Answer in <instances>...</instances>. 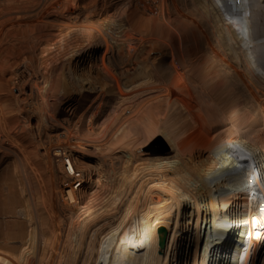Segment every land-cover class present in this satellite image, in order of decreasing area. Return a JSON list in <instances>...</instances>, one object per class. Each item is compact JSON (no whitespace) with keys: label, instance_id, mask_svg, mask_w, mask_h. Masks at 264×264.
I'll return each mask as SVG.
<instances>
[{"label":"bare ground","instance_id":"1","mask_svg":"<svg viewBox=\"0 0 264 264\" xmlns=\"http://www.w3.org/2000/svg\"><path fill=\"white\" fill-rule=\"evenodd\" d=\"M84 1L0 0V264H264V0Z\"/></svg>","mask_w":264,"mask_h":264},{"label":"rangeland","instance_id":"2","mask_svg":"<svg viewBox=\"0 0 264 264\" xmlns=\"http://www.w3.org/2000/svg\"><path fill=\"white\" fill-rule=\"evenodd\" d=\"M86 1V2H85ZM84 1V3H85V5H84V3L82 4V6H81V8H80V10H79V14H80V16L84 19V16L86 17V15L89 17V19H94L95 17H96V15L97 14H99V12H103V13H105L106 11H109V0H85ZM90 1V2H89ZM88 2V3H87ZM97 2V3H96ZM97 4V5H96ZM100 5V6H99ZM90 6H91V8H93L94 9V12L95 11H98V13L96 12V13H94L93 12V9H92V11H91V8H90ZM93 6V7H92ZM99 6V7H98ZM86 7V8H85ZM89 7V8H88ZM106 7H108V8H106ZM97 8V9H96ZM86 9H87V12H85L86 11ZM89 9H90V11H89ZM105 10V12H104V10ZM88 11H89V13L91 12H93L92 14H87L88 13ZM83 12V13H82ZM100 13V14H101ZM102 13V14H103ZM86 14V15H85ZM84 15V16H83ZM92 15V16H91ZM84 32V33H83ZM82 32V34H86V31H83ZM78 33H81V32H78ZM17 47H19V45H17ZM18 49V48H17ZM59 50L61 51V52H63V46H62V48L61 47H59ZM58 50V51H59ZM57 52V49H53L52 51H51V53H52V55H51V57L50 58H47V56L45 57L46 58V60L47 59H49V62H47V64L46 65H41L40 66V64H42V60H39L38 61V55H35V56H37V57H35L34 59H36L37 58V60H34V62H35V65H36V63L37 64H39V69H40V71H39V73L37 74L35 71H33V70H29V72L27 71H24L23 72V76L22 75H20L19 76V85H18V87L17 88H15L14 89V91L13 92H11V89L9 88V91H8V89L6 88L5 89V92H4V94H10V96H8V97H6V99H10V103L11 104H13V109H14V111L16 112H14L13 114V117L14 118H18V119H20L19 121H20V123L22 124H24L25 125V123H27V120L29 119V116L31 115L29 112H28V108H29V105L34 101L33 99H34V97L36 96V93H35V91L34 92H32V84L34 85V82H42V80H43V75H46V73H47V71L48 70H54V68H58L60 65H61V63H62V58H61V56H60V54L59 53H61V52ZM258 52H259V57H261L263 54H262V52L260 51V50H258ZM263 57V56H262ZM39 59H40V57H39ZM47 66V67H46ZM37 74V75H36ZM43 74V75H42ZM32 75V76H31ZM8 79H9V76H6L5 78H1V80H0V84H3V85H7V82H8ZM21 90V91H20ZM156 90V89H155ZM145 92H147V91H149V90H144ZM144 91H143V93H144ZM58 93H53L52 94V97H51V99H50V102L48 103H45V108H46V105H47V108H46V111L47 112H49L50 113V115L48 114L47 116L48 117H50L51 116V114H54V116H56V117H58V115H60V113H62V112H69L70 111V109H69V107L67 106V105H65V97L62 95H60V94H58ZM140 95V94H142V92H140V93H134V94H132L131 96H137V95ZM64 99V100H63ZM108 99H109V96H108ZM96 100H98V98H96ZM55 109V110H54ZM106 113V114H105ZM109 115V104H108V106L105 108V111H104V113H103V118H102V120L99 122V124H100V126H101V123L103 122V121H105V118L104 117H107L108 115ZM106 115V116H105ZM26 119V120H25ZM76 121L78 120V119H75ZM31 121H32V119H31ZM49 125H51L52 124V122L51 121H46ZM23 124L21 125V127L23 126ZM103 124V123H102ZM53 125H56L57 126V124L55 123V122H53ZM20 127V129H22ZM24 127H26V126H24ZM24 129V128H23ZM102 129H103V127H102ZM100 131V130H99ZM98 131V132H99ZM163 145H167L166 144V142L163 140V139H161V142H159V143H157V145H155V147L157 146H163ZM89 150H91V149H89ZM5 175V176H4ZM8 176V172L7 171H5L4 172V174H3V177H7ZM99 181V177H98V174H96V173H93V175L91 176V179L85 184V191L87 192V194H92V193H94L95 191H99L100 190V186H99V184L97 183ZM102 181V184H104L105 185V183H106V181L105 180H101ZM76 187L78 188L79 187V185H76ZM81 188H83V187H80L79 189H81ZM13 191V190H12ZM3 193H2V190H1V188H0V197H1V195H2ZM15 195V194H14Z\"/></svg>","mask_w":264,"mask_h":264}]
</instances>
